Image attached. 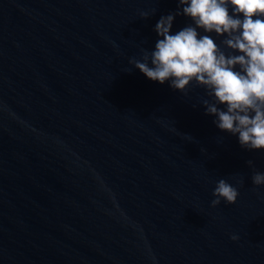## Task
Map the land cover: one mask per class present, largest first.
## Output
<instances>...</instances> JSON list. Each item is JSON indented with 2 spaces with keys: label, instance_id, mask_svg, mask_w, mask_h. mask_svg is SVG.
<instances>
[{
  "label": "water",
  "instance_id": "95a60500",
  "mask_svg": "<svg viewBox=\"0 0 264 264\" xmlns=\"http://www.w3.org/2000/svg\"><path fill=\"white\" fill-rule=\"evenodd\" d=\"M177 10L0 0V264H264V150L129 64ZM221 178L240 195L212 207Z\"/></svg>",
  "mask_w": 264,
  "mask_h": 264
},
{
  "label": "clouds",
  "instance_id": "9594fccd",
  "mask_svg": "<svg viewBox=\"0 0 264 264\" xmlns=\"http://www.w3.org/2000/svg\"><path fill=\"white\" fill-rule=\"evenodd\" d=\"M177 2L178 10L161 16L155 26L159 37L155 50L143 49L140 58L130 59L129 64L154 82H169L173 90L184 95L192 88L203 89L205 97L200 102L205 115L216 117L215 126L238 136L242 149L264 150V0ZM178 15L189 18L192 24L173 35ZM148 17V13H141L142 19ZM198 29L224 38L218 45L211 35H200ZM247 165L254 167L252 160ZM251 182L264 186V172L254 170ZM212 195L211 206L216 207L221 201L235 204L240 193L221 178Z\"/></svg>",
  "mask_w": 264,
  "mask_h": 264
}]
</instances>
